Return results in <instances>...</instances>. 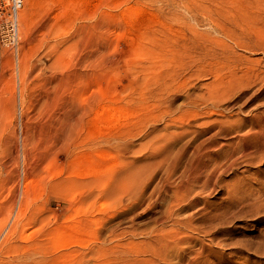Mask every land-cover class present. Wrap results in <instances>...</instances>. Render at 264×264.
Returning a JSON list of instances; mask_svg holds the SVG:
<instances>
[{"label":"rangeland","instance_id":"obj_1","mask_svg":"<svg viewBox=\"0 0 264 264\" xmlns=\"http://www.w3.org/2000/svg\"><path fill=\"white\" fill-rule=\"evenodd\" d=\"M25 9L17 47L0 42V264H264V135L240 140L264 121V0ZM216 82L228 92L210 105ZM64 110L76 117L65 139ZM197 143L206 168L191 179ZM118 170L136 175L115 192L105 176Z\"/></svg>","mask_w":264,"mask_h":264},{"label":"bare ground","instance_id":"obj_2","mask_svg":"<svg viewBox=\"0 0 264 264\" xmlns=\"http://www.w3.org/2000/svg\"><path fill=\"white\" fill-rule=\"evenodd\" d=\"M19 1L22 3V6H23V0H19ZM22 6H21V8H22ZM18 13H19V11H18ZM18 16L21 17V24H23L25 26V28L28 29V27H29L28 25H29V22L31 20V12L25 9L23 12H21L20 14H18ZM18 24H19V18H18ZM18 36H19V25H18ZM221 82H222V80H221ZM221 82L220 83L219 82L218 83L216 82L217 85L212 86L211 90L209 91V98H206V103H208L210 105H218V101H220V100H222L223 98L226 97V94L228 92V89H226L227 87H222L221 86L222 85ZM46 93H47V91H46ZM37 98H38V96H37ZM54 101H55V99H54ZM194 103H198V102L194 101ZM112 109L113 108L110 107V110H112ZM45 110H47V109H45ZM74 111H75V109H74ZM74 111L73 110H69V111L66 110L64 112L63 120L61 121V124L59 123L60 124L59 125L60 127L56 129V130L59 129L58 130V133H61L60 138L63 136L64 139H65L68 136H70V133H72L71 132L72 131V127L75 125L74 124L75 122L73 120L76 118V117H74ZM42 113H44V112H42ZM80 113H84L83 110H81ZM53 120H54V118H53ZM48 121H49V119H48ZM71 121H73L72 124H71ZM255 123H256V125H255V127H253L251 129L250 134L246 138H243V137L240 138V140H241V146L246 147L247 146V144H246L247 140L252 139L253 136L254 137H257L258 135H264V121H262V119L256 118ZM44 128H46V127H44ZM44 133L45 132H43V134ZM46 134H48V133H46ZM122 135H123L122 133H118V134L111 135V136L109 135L110 136L109 138H112L110 140L118 139V138L123 137ZM24 137L25 138H23V140H22V142H23L22 144H23L24 149H23V154H22V160L20 162V165H21V174L19 173V168H18V167H20L19 166V163H18V161H16L17 174L15 175V183H16V185H15L16 186L15 192H18V190H19V197H18L17 206H15V208H16L15 209V213L13 214L14 217H15V220H17L19 217H21L24 214V212H25V205L27 204V199H28L27 188L29 186V179H30L29 178V174H30V169L29 168H31V166H32L29 163L30 161H28V155H27V152L25 150V147L27 146L29 139L26 137V135H24ZM262 138H264V136H262ZM254 139H256L259 143L261 141V138H254ZM204 146L205 145H203V143H197L196 146H195V148L192 151L193 157L191 156V158L189 157V159H188V166L186 167L185 171L186 172L187 171H190L189 174H190L191 179H197L198 178V172H199V170L206 168V164H205L206 163L205 162L206 157L205 156L207 155V151H204V149H205ZM206 147L208 148L209 146H206ZM187 150H188L187 145L186 146H183L178 152H176L177 153V157L175 158V160H173V162L174 163H177L180 160L181 157H183V156H185L187 154V152H188ZM135 175H136V172L134 170H132V173L130 175H127V176H125L121 171L118 170V171L113 172V173H111V174H109L107 176H105V174L98 175L96 177V180H99V179L101 180L104 176L105 177H108L109 176L108 177V179L110 180V182H108L109 189L116 192L118 190H121L123 187H125L126 182H129L132 179V177H134ZM19 185L21 187H19ZM14 205H15V201H12L11 204H10V207L12 208ZM27 210H29V209H27ZM175 222L177 224L178 223H181V221L178 220V219L175 220ZM179 242H181L180 239H178V240L175 239L174 240V243L175 244H177ZM100 253H102V252H100ZM93 255H97L98 256L99 255V250L98 251H95L93 253Z\"/></svg>","mask_w":264,"mask_h":264},{"label":"built area","instance_id":"obj_3","mask_svg":"<svg viewBox=\"0 0 264 264\" xmlns=\"http://www.w3.org/2000/svg\"><path fill=\"white\" fill-rule=\"evenodd\" d=\"M22 3L19 0H0V42L15 49L18 39V11Z\"/></svg>","mask_w":264,"mask_h":264}]
</instances>
